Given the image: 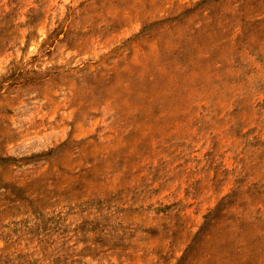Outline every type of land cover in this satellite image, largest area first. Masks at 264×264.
Here are the masks:
<instances>
[{"label": "rangeland", "instance_id": "374dc122", "mask_svg": "<svg viewBox=\"0 0 264 264\" xmlns=\"http://www.w3.org/2000/svg\"><path fill=\"white\" fill-rule=\"evenodd\" d=\"M0 264H264V0H0Z\"/></svg>", "mask_w": 264, "mask_h": 264}]
</instances>
